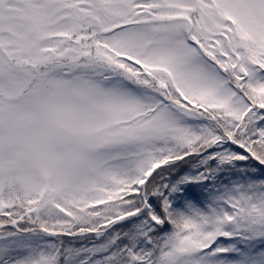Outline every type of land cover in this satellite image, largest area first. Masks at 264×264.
Segmentation results:
<instances>
[{"label": "snow or ice", "instance_id": "1", "mask_svg": "<svg viewBox=\"0 0 264 264\" xmlns=\"http://www.w3.org/2000/svg\"><path fill=\"white\" fill-rule=\"evenodd\" d=\"M0 264H264V0H0Z\"/></svg>", "mask_w": 264, "mask_h": 264}]
</instances>
